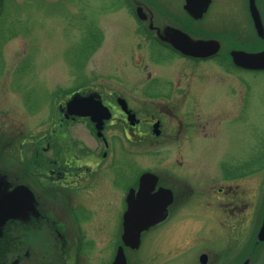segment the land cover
Here are the masks:
<instances>
[{"label": "flooded vegetation", "instance_id": "1", "mask_svg": "<svg viewBox=\"0 0 264 264\" xmlns=\"http://www.w3.org/2000/svg\"><path fill=\"white\" fill-rule=\"evenodd\" d=\"M179 1L124 0L136 48L145 44L157 71L145 64L133 80L162 79L165 88L93 71L81 83L51 90L53 103L31 122L17 86L0 82V264H113L120 246L126 264H145V241L156 248L154 264H260L264 175L254 159L245 168L237 154L249 90L244 71L264 70L236 65L231 51L264 48V0ZM213 15L215 31L208 28ZM167 27L217 40L219 50L184 54L161 38ZM164 51L169 56L161 57ZM259 147L254 142V153ZM217 148L224 155L213 160ZM119 151L142 165L120 172ZM144 173L156 178L141 183ZM20 186L30 191L29 203L20 204L26 197ZM131 204L140 205L138 217L155 207L163 216L141 231L137 247L122 240Z\"/></svg>", "mask_w": 264, "mask_h": 264}, {"label": "rangeland", "instance_id": "2", "mask_svg": "<svg viewBox=\"0 0 264 264\" xmlns=\"http://www.w3.org/2000/svg\"><path fill=\"white\" fill-rule=\"evenodd\" d=\"M222 1L230 5L232 0ZM125 12L124 0H3V12L0 15V72L3 73H0V82L17 86L23 109L33 114L31 122H35L39 114L43 116L53 103L51 90L81 83L83 79L92 77L93 71L99 72L101 76L112 74L121 79L120 83H134L152 91L165 88L166 83L162 79L148 82L144 78L133 80V74L138 76L145 64L152 74L157 71L156 66L145 57V44L136 48L138 35L134 32L135 23ZM215 18L216 15H213L214 22L208 20L211 31L220 26ZM100 32L102 41L93 52L99 44ZM14 35L19 37L18 42L11 39ZM135 48L137 54L142 56L140 64L133 52ZM151 49L153 54H158L155 48ZM7 52L9 55L15 52L16 55L11 60ZM168 54L164 51L161 57ZM244 78L249 90L245 97L247 106L243 121L238 129L240 138L237 155L243 159L245 168L246 165L250 167L254 159L262 176L264 71H244ZM77 127H72L74 133L79 130ZM254 142H259L262 147H259L257 154L253 149ZM212 144L217 147L223 145L220 142ZM223 155L219 148L210 153L213 160ZM143 162L150 161L143 159ZM140 163L134 155L122 151L117 153L116 168L120 172L124 169L137 170L142 165ZM263 192L264 183L260 188L261 201ZM79 216L82 218L85 215L80 211ZM145 243L140 253L147 257L145 264H154L150 255L154 254L156 248L149 241ZM259 249V263L263 264L264 242Z\"/></svg>", "mask_w": 264, "mask_h": 264}, {"label": "water", "instance_id": "3", "mask_svg": "<svg viewBox=\"0 0 264 264\" xmlns=\"http://www.w3.org/2000/svg\"><path fill=\"white\" fill-rule=\"evenodd\" d=\"M190 1L193 2L194 0H187L189 4L191 3ZM260 35H263L262 31H260ZM160 36L162 39L168 41L175 49L192 56L206 57L212 55L219 50L220 46L217 40L194 39L189 34L173 27H167L164 35ZM231 57L236 65L243 68L264 69V48L253 52L233 50L231 51ZM75 105L76 104L73 102V104L69 105V107L74 108ZM147 176H152L153 179L156 178L151 173H144L141 176V183L145 182ZM17 189L19 190V195L26 196L24 199L20 197V204L22 205L24 201L29 203L32 197L30 191L23 186H20ZM130 208L131 211H127L124 215L122 240L125 245L137 247L141 231L156 224L163 216L161 214V210H158L156 207L153 212L146 214L144 217L136 216L139 213V204H131ZM22 211V209H19V213H22ZM14 212L17 213L18 210L16 209ZM12 215H14V213H12ZM257 239L260 242L264 241V213L257 233ZM124 256L123 247L120 246L113 264H126Z\"/></svg>", "mask_w": 264, "mask_h": 264}]
</instances>
